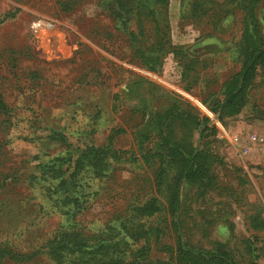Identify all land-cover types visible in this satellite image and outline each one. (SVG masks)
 Returning <instances> with one entry per match:
<instances>
[{"label":"rangeland","instance_id":"rangeland-1","mask_svg":"<svg viewBox=\"0 0 264 264\" xmlns=\"http://www.w3.org/2000/svg\"><path fill=\"white\" fill-rule=\"evenodd\" d=\"M137 1L0 0V264H214L181 243L264 264V61L238 111L218 108L247 0H146L168 26L152 65L114 16ZM255 15L264 45V0ZM185 114L207 120L201 138ZM163 134L197 155L180 238Z\"/></svg>","mask_w":264,"mask_h":264},{"label":"trees","instance_id":"trees-1","mask_svg":"<svg viewBox=\"0 0 264 264\" xmlns=\"http://www.w3.org/2000/svg\"><path fill=\"white\" fill-rule=\"evenodd\" d=\"M146 0H138L139 7L134 8L133 10L124 9L120 6L117 9L113 8L114 16L119 21V28H121L122 32L128 36V47H132L133 44L136 42L137 46L135 49L137 57L143 59L145 63L147 60L150 65L155 63L157 59V55L159 53L158 50L162 51L164 46H168V37H167V24L163 25L161 29L156 24L155 13L152 9H149ZM260 0H247L245 4V10L243 14V26L240 32V54L241 60L240 65L237 72L231 76L230 78L226 79L224 83L220 86V94L221 99L218 104L220 114H233L238 111V107L240 105L241 100L244 97L246 91L251 88L253 85V75L256 67L264 61V45L263 39L261 36V31L257 22V18L255 15V8L257 3ZM134 15L135 17V32L129 33L127 30V24L130 21V15ZM146 22L152 23V34H149L148 37L152 38L151 43L147 46H143L145 41V37L143 36V24ZM208 36L202 38L200 40L201 44L203 43L204 39H207ZM202 49V45L197 44ZM143 46L145 49H142ZM149 46H151L149 48ZM157 46H160L157 48ZM174 50V49H172ZM134 51V52H135ZM175 52L179 53L178 58L181 60V65L185 66L186 63L195 62L194 59L190 60L186 56V51L180 47L174 50ZM188 60V61H187ZM149 65V68H150ZM155 66V65H154ZM183 113V111H182ZM185 118H189L191 123L195 126L199 127L198 131V139L201 138V134L206 129V119L199 120L196 116H192L189 114H185ZM163 120H160L159 116H156L155 125H158ZM159 134H161L159 132ZM160 141L172 152V155L179 159L182 164L183 168L179 172V176L177 178V182L175 184L173 194H172V201L170 203V213L172 215V226L176 231L178 238L181 237L179 226H178V219H177V211L179 205V189L182 183L189 182L192 179H195L198 176V167L196 162V153H186L182 147L172 139V136H166L165 134L160 135ZM49 245V243H48ZM52 247V245H49ZM182 249L187 252L188 254L198 255L203 257L214 264H233L231 258L223 251H202L197 250L191 247H186L184 244H180ZM0 256H2L0 252Z\"/></svg>","mask_w":264,"mask_h":264},{"label":"built area","instance_id":"built-area-1","mask_svg":"<svg viewBox=\"0 0 264 264\" xmlns=\"http://www.w3.org/2000/svg\"><path fill=\"white\" fill-rule=\"evenodd\" d=\"M33 25H35V26H39L40 23H39V22H35V23H33ZM252 138H253V137H252Z\"/></svg>","mask_w":264,"mask_h":264}]
</instances>
